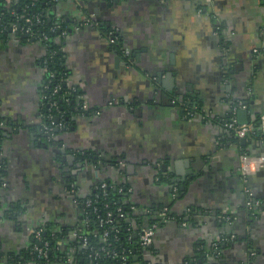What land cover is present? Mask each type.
<instances>
[{
  "label": "crops",
  "instance_id": "crops-1",
  "mask_svg": "<svg viewBox=\"0 0 264 264\" xmlns=\"http://www.w3.org/2000/svg\"><path fill=\"white\" fill-rule=\"evenodd\" d=\"M50 12L73 26L61 47L90 112L48 142L45 48L0 42V116L10 124L0 140V264H21L9 257L45 225L64 234L61 257L71 261L62 264H73L70 243L84 227L76 200L104 180L130 189L141 228L161 207L175 217L141 253L149 263L264 264V208L249 215L239 169L241 155L262 157L248 183L263 200L264 0H56ZM238 102L255 128L243 144L224 127Z\"/></svg>",
  "mask_w": 264,
  "mask_h": 264
},
{
  "label": "trees",
  "instance_id": "trees-1",
  "mask_svg": "<svg viewBox=\"0 0 264 264\" xmlns=\"http://www.w3.org/2000/svg\"><path fill=\"white\" fill-rule=\"evenodd\" d=\"M55 3L56 0H0V42L12 37L9 30V24L12 22H15L19 27V39L25 41V36L21 34L24 26L23 17L39 16L41 23L32 25L31 31L36 35L34 42L42 44L45 48L43 56L38 60L40 68L44 71L43 85L46 86L41 91L45 96H50L49 100H54L57 104L56 108L50 107L47 99L41 111L45 115H51V118L45 119L47 123L55 124V118L58 117V121L70 126L74 121V117L88 114L90 111L89 109L86 111L82 110L83 100L81 92L69 84V70L65 66L62 52L63 36L61 31L64 29L68 32L73 26L67 17H62L60 18L61 28L51 30L59 19L54 17L53 14L51 15L50 12L54 8ZM108 31L106 30V32ZM112 37L114 38L115 34ZM221 43L224 44L222 39ZM110 48L116 50L113 45H110ZM229 72L230 70L228 69L227 75L230 74ZM56 86H59L58 90L53 92ZM187 100L185 99L184 102L187 107H198L196 99L188 97ZM8 125L10 126L9 121L0 116V140L3 136V131ZM54 133L53 138L49 140L50 143L54 141L58 131L54 129ZM261 133H259L260 136ZM262 136L264 138V133H262ZM82 157L89 159L91 155L84 154ZM0 162L2 161L0 160ZM112 164L114 163L111 162L108 165ZM2 171L3 167L0 170V183L2 181ZM103 182L107 184L105 194H102L100 189V185ZM101 183L95 187L90 195L77 198L81 202L79 204L82 211L80 220L86 219L87 224L77 232L80 238L77 236L71 240L73 262L75 264H122V257L124 256L125 264H151V262L149 263L147 259L143 258L141 253L144 249L140 245L138 238L133 237V223L137 231L141 227L140 219L134 215L131 204L127 200L128 193L125 192L127 186L124 184H112L108 180H104ZM120 187L123 188L122 192H119ZM86 198L95 200L94 205L98 209L96 213L92 212V205L88 207L82 206V202ZM118 208H120L119 211L117 210ZM108 211L112 213L111 221L99 224L98 216L103 217ZM248 211L250 215V210ZM120 213H122V216H119ZM104 230L108 231L105 239L102 236ZM63 235L61 232H54L49 225H45L40 237L41 240L47 241V259L37 258L35 253L30 252V247L34 243L41 244L33 236L30 247L18 256L12 255L9 260L11 262L19 261L21 264H62L64 261L61 257L63 252L60 249V241ZM82 238L86 239V246L82 245Z\"/></svg>",
  "mask_w": 264,
  "mask_h": 264
},
{
  "label": "built area",
  "instance_id": "built-area-1",
  "mask_svg": "<svg viewBox=\"0 0 264 264\" xmlns=\"http://www.w3.org/2000/svg\"><path fill=\"white\" fill-rule=\"evenodd\" d=\"M23 22H24V26L21 30L22 31L21 34H23L25 36V41H27V42L34 41L36 39V37H35L36 35L34 32L31 31V26L41 23L39 16L38 15L25 16V17H23ZM60 22H61V19L59 18L58 21L55 23V25L51 28V30H54L55 28L60 29L61 28ZM88 22L89 21L86 20V21L82 22L81 24L76 25L75 28L78 29L80 26H82L83 24L85 25ZM18 28L19 27L17 26V24L15 22H12L9 24V30H10L12 36H14L15 38H19ZM66 34H67L66 30L63 29L61 31V35L63 37H65ZM106 34L108 37H111L110 41L114 42V38H112L113 32L109 30ZM43 87H46V86L43 85ZM58 87L59 86H56L53 89V92L57 91ZM48 98L50 99V96L47 97L44 94L41 95V100H42L41 105L42 106L44 105L45 101ZM49 99L47 100L49 106L56 108V106H57L56 101H54V100L51 101ZM42 106H41V109H42ZM245 107H246V104L242 103V102H238L237 104L233 105L230 115L224 121V127L226 128V130L229 131L236 138H246V136H248L250 133H253V130L255 129L254 126L249 124V123H238V121L235 117V112L238 109H245ZM82 110H85V111L88 110V106L85 103L82 104ZM49 118H51L50 114L45 115L41 111L39 126H40V129L42 130V134H43L44 138L48 142H49V140H51L53 138V136L55 134L54 129H56V130L60 129L61 130V129L67 127V125H65L64 123H62L60 121L56 122L55 124L47 123L45 121V119L47 120ZM259 129L262 133H264V114L260 117ZM262 164H263L262 157L248 156V155H241V157H240V168L239 169H240V175H241L240 177H241V181H242V185H243L242 190H243V194L245 196V199H244L245 203L244 204H245V207L247 208V210H250V213L252 216L259 214V212H261V210L264 208V199L258 200V199H254L252 197L251 190H250L249 183H248L249 182L248 175L253 173L254 171H256L260 166H262ZM2 167H3V163L0 162V170L2 169ZM106 188H107V184L104 182L101 183L100 189H101L102 194H105ZM122 189L123 188L120 187L119 192H122L123 191ZM129 190L130 189L128 187L125 188L126 193H128ZM94 201H95L94 199L86 198V200H84L82 202V206L88 207V206L92 205V212L96 213L98 209L94 205ZM76 203L79 205L81 202L76 200ZM131 209L134 210V206L131 205ZM117 210L119 211L120 208H118ZM111 215H112V213L108 211V212H106L105 216H103V217L98 216L99 224L109 223L111 221L110 220ZM119 216H122V213H120ZM220 218L226 222H230L232 220V214L231 213H221ZM174 219H175V217L169 213L168 208L161 207L157 211L154 219L152 220V222L148 226L140 228V230H138V231L136 230L138 233V237H137L138 241H139L140 245L143 247V249H145L147 245L151 244L153 235L155 233V229L160 224H162L164 222H168L170 220H174ZM81 223L83 226H86L87 220L84 219L81 221ZM41 231H43V226L38 227L37 229H35L33 231L34 238L38 242H40L41 244L38 245L37 243H34L30 247V252L35 253L37 258L47 259V250H48L47 249V241L41 240V237H40ZM107 233H108V231L104 230V232L102 234L103 239H105V237L107 236ZM77 236H78V234H77ZM77 236H75V237H77ZM82 239H83L82 245L86 246V239L85 238H82ZM124 259H125V257L123 256L122 257V264H125ZM69 260L70 259L68 257L63 259L64 262L65 261L68 262ZM72 261H74V259ZM73 264H74V262H73ZM246 264H251V262H248Z\"/></svg>",
  "mask_w": 264,
  "mask_h": 264
},
{
  "label": "water",
  "instance_id": "water-1",
  "mask_svg": "<svg viewBox=\"0 0 264 264\" xmlns=\"http://www.w3.org/2000/svg\"><path fill=\"white\" fill-rule=\"evenodd\" d=\"M236 114L239 117L238 123H247V118H246V110L245 109H238ZM55 122H58V117L55 118ZM239 142L243 144L245 142V138H238ZM138 233L137 231L133 232V237L137 238ZM147 249L151 248V244L146 246Z\"/></svg>",
  "mask_w": 264,
  "mask_h": 264
}]
</instances>
